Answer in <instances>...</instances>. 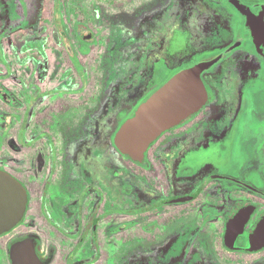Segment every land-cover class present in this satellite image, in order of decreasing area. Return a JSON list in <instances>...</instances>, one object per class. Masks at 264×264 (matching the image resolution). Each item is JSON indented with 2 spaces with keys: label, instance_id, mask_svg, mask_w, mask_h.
I'll use <instances>...</instances> for the list:
<instances>
[{
  "label": "flooded vegetation",
  "instance_id": "af4514ba",
  "mask_svg": "<svg viewBox=\"0 0 264 264\" xmlns=\"http://www.w3.org/2000/svg\"><path fill=\"white\" fill-rule=\"evenodd\" d=\"M237 1L264 23V0H0V170L26 191L0 264H264V114L244 111L264 35ZM197 65L202 106L122 153Z\"/></svg>",
  "mask_w": 264,
  "mask_h": 264
},
{
  "label": "water",
  "instance_id": "95a60500",
  "mask_svg": "<svg viewBox=\"0 0 264 264\" xmlns=\"http://www.w3.org/2000/svg\"><path fill=\"white\" fill-rule=\"evenodd\" d=\"M247 18L255 36L264 35V23L251 10L235 2ZM205 65L181 71L161 85L127 119L115 135V144L124 154L141 160L147 146L162 132L182 122L196 112L206 99V90L200 79ZM26 191L19 181L0 170V234L14 226L23 215Z\"/></svg>",
  "mask_w": 264,
  "mask_h": 264
},
{
  "label": "rangeland",
  "instance_id": "374dc122",
  "mask_svg": "<svg viewBox=\"0 0 264 264\" xmlns=\"http://www.w3.org/2000/svg\"><path fill=\"white\" fill-rule=\"evenodd\" d=\"M3 67L0 66V72H3ZM115 75V72H110L111 78ZM98 82L100 83V79H98ZM93 89L89 86L88 88V94L90 95L92 93ZM246 111L247 113L255 112L257 115L264 114V83L258 84L256 87L251 90V92L247 93L246 97ZM243 148L235 149L234 153L237 156H240L244 151Z\"/></svg>",
  "mask_w": 264,
  "mask_h": 264
}]
</instances>
